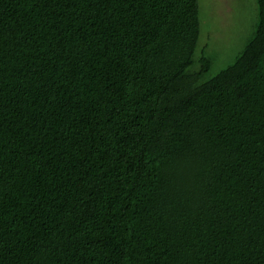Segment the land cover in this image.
<instances>
[{
    "label": "trees",
    "instance_id": "trees-1",
    "mask_svg": "<svg viewBox=\"0 0 264 264\" xmlns=\"http://www.w3.org/2000/svg\"><path fill=\"white\" fill-rule=\"evenodd\" d=\"M211 74L198 0H0V264H264V0Z\"/></svg>",
    "mask_w": 264,
    "mask_h": 264
},
{
    "label": "rangeland",
    "instance_id": "rangeland-1",
    "mask_svg": "<svg viewBox=\"0 0 264 264\" xmlns=\"http://www.w3.org/2000/svg\"><path fill=\"white\" fill-rule=\"evenodd\" d=\"M200 40L213 56L210 73L216 74L230 63L249 38L257 20L255 0H198Z\"/></svg>",
    "mask_w": 264,
    "mask_h": 264
}]
</instances>
